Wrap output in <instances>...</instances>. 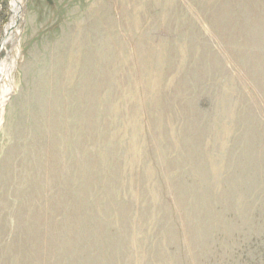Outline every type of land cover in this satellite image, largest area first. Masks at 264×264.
I'll list each match as a JSON object with an SVG mask.
<instances>
[{
	"label": "rangeland",
	"instance_id": "obj_1",
	"mask_svg": "<svg viewBox=\"0 0 264 264\" xmlns=\"http://www.w3.org/2000/svg\"><path fill=\"white\" fill-rule=\"evenodd\" d=\"M0 264H264V0H0Z\"/></svg>",
	"mask_w": 264,
	"mask_h": 264
},
{
	"label": "bare ground",
	"instance_id": "obj_2",
	"mask_svg": "<svg viewBox=\"0 0 264 264\" xmlns=\"http://www.w3.org/2000/svg\"><path fill=\"white\" fill-rule=\"evenodd\" d=\"M5 94H6V90L4 89V91H3Z\"/></svg>",
	"mask_w": 264,
	"mask_h": 264
}]
</instances>
